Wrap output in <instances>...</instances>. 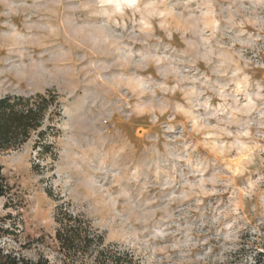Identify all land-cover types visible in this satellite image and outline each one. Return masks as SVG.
I'll return each mask as SVG.
<instances>
[{
    "label": "clouds",
    "instance_id": "1",
    "mask_svg": "<svg viewBox=\"0 0 264 264\" xmlns=\"http://www.w3.org/2000/svg\"><path fill=\"white\" fill-rule=\"evenodd\" d=\"M0 5V16L29 19L49 7L41 0ZM75 10L91 22L77 30V60L65 58L60 71L34 65L25 55L27 38L13 41L14 26L7 20L0 25L12 29L0 48L16 50L15 60H0V85L59 93L57 111H66L68 125L66 194L87 204L104 226L128 223L131 200L147 209L135 221L140 229L119 237L143 256L141 264H241L240 217L210 198L220 195L241 159L237 137L251 136L236 130L241 96L260 104L258 127L264 128V75L256 79L253 71L264 69V0H84ZM160 41L168 44L162 51L153 47ZM148 67L155 73L153 89L133 93L129 74ZM110 95L125 105L143 96L158 105V114L167 113L142 156L109 150L101 159L93 154L99 148L81 147L80 131L96 122ZM169 116L181 117L179 131L166 126ZM189 137L195 147L172 151ZM101 164L108 176L94 183Z\"/></svg>",
    "mask_w": 264,
    "mask_h": 264
},
{
    "label": "rangeland",
    "instance_id": "2",
    "mask_svg": "<svg viewBox=\"0 0 264 264\" xmlns=\"http://www.w3.org/2000/svg\"><path fill=\"white\" fill-rule=\"evenodd\" d=\"M9 2L19 3L21 0ZM83 2L84 0H41V3L49 7L39 16L30 19L25 16H0V25L7 20L14 26L17 34L12 37L13 41L27 38L25 55L34 65L47 71H60L64 67L65 58L72 62L77 60L79 50L72 51L77 30L83 31L84 26L91 22L87 14L75 10ZM3 10V5H0V11ZM11 31L9 28H0V44L5 43ZM153 47H160L162 51L168 44L160 41ZM15 59V49L0 48V60ZM79 68L80 64L75 63L74 70ZM253 71L256 79L264 75V69ZM127 82L133 93H148L156 83L154 70L148 67L139 73H131ZM46 91L51 90L26 91L23 84L19 87L15 84L0 85V97L30 96ZM55 93L59 98V93ZM231 103L232 100H229V104ZM241 106H244L242 111L234 117L236 130L251 133V136L247 139L237 137V151L241 159L233 166L231 181L224 184L218 197L210 199L219 200L221 208H231L238 213L240 218L237 223L241 225V229L238 233L240 246L237 251L242 253L241 264H256L259 254L264 255V151L261 150L264 148V141L258 139L264 135V128L258 127V102L249 104L241 96L237 107ZM164 107L159 105L160 112H163ZM157 108L155 103H145L143 96L128 100L127 105L116 95L108 96L106 106L95 117L96 122L80 131L81 147L99 148V153L93 154L101 159L109 150L126 152L133 157L142 156L151 147L152 135L167 115L166 112L158 114ZM246 112H251V115H246ZM63 116H66V111L61 110L60 117L53 122L54 130L47 136L46 144L52 148L51 152H38L34 147V135L15 150L0 151V186L4 192L0 197V220L5 230L0 237V249L4 254H11L15 258L29 261L44 258L51 264L58 263L62 255L59 244L55 241L56 232L61 226L57 219L60 213L67 211L89 224L91 231L102 238L101 245L97 248L117 247L130 252L141 263L143 256L128 249L119 237L127 234L125 230H139L141 225L135 221L147 209L131 200L127 212L128 223L117 220L104 226L99 223V216L87 211V204L66 194L64 180L67 176L64 169L68 158V125L62 119ZM180 120V116H175V119L169 116L166 126L179 131L181 125L177 122ZM189 147H195L192 137L173 144L172 151L180 154L182 148L187 150ZM100 167L101 174L92 177V181L104 184L108 171L103 164ZM95 252L96 248H89L86 253L74 258L73 264H93ZM160 256H163V251L158 259Z\"/></svg>",
    "mask_w": 264,
    "mask_h": 264
},
{
    "label": "trees",
    "instance_id": "3",
    "mask_svg": "<svg viewBox=\"0 0 264 264\" xmlns=\"http://www.w3.org/2000/svg\"><path fill=\"white\" fill-rule=\"evenodd\" d=\"M59 103L58 95L52 91L30 96L0 97V151L15 150L34 135V147L38 152H51L52 148L46 141L55 128L53 122L61 115V111H57ZM3 193L0 186V197ZM57 220L61 226L56 232L55 241L59 244L62 258L56 264H73L74 258L86 253L91 247L96 248L93 264H141L128 251L110 246L97 248L100 247L102 238L91 231L89 224L67 211L60 213ZM3 233L5 230L0 220V237ZM0 264L51 263L44 258L35 261L15 258L11 254H4L0 249ZM256 264H264V255L259 254Z\"/></svg>",
    "mask_w": 264,
    "mask_h": 264
}]
</instances>
